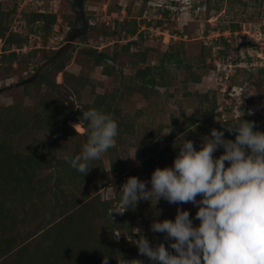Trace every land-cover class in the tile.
I'll use <instances>...</instances> for the list:
<instances>
[{
    "label": "rangeland",
    "instance_id": "rangeland-1",
    "mask_svg": "<svg viewBox=\"0 0 264 264\" xmlns=\"http://www.w3.org/2000/svg\"><path fill=\"white\" fill-rule=\"evenodd\" d=\"M14 1L0 0L2 9L9 11ZM69 1L18 0L16 12L9 17V23L6 21L9 31L0 39V134L2 141L7 142L3 144L13 147L16 153L35 154V144L55 139L47 130L46 122L51 123L49 120L34 124L31 131L16 136L13 141H9V131L13 120L30 118L29 121L33 123L32 116L37 115V111L33 98L24 93L23 86L38 82L36 79L43 73H51L48 68L55 58L50 56L63 48L72 50L73 59L56 73L55 84L64 82L63 73L88 81L80 99L75 94L68 97L63 91L58 92L69 108L72 120L67 125L74 134L84 133L82 122L80 130L75 131L72 127L86 111L84 105L92 103L97 95L105 92H109L108 96L112 95L114 101L108 99L113 106H118L121 115L131 119L128 134L122 135L120 140L116 139L118 152L107 151L100 158L105 173L110 176V182L98 192L104 200L112 198L116 180L123 175L121 179L124 181L128 172L129 175L134 171L135 177L150 181L152 172L139 177L142 173L141 163L162 149L173 147L188 135V131L194 129L196 124L190 119L196 115L201 101H206L205 113L215 102L216 108L212 113L214 121L218 123L231 121L228 122L231 124L244 111L252 115L264 113V0H84V12L85 9L89 10L93 29L87 28L85 34L81 35L70 34L72 26L63 18L66 15L74 22V12L66 7ZM194 5L196 7L193 9ZM53 11L58 16L49 34L43 36L36 24L28 26L27 18L31 13ZM127 28L136 30V34L127 35ZM9 32L26 37L23 46L6 44ZM128 43L133 44L129 50H125ZM36 48L40 50L35 52L34 57L24 58L26 53ZM86 50L104 51L110 56L116 54L117 61L110 64L117 69L113 76L103 75L102 67L95 65L93 57L81 54ZM13 51L16 59L9 61L6 55ZM141 53L146 55V63L132 65ZM168 53L174 59L161 69V76L169 84L167 88H154L157 95L152 93L154 90L148 89V100L136 93L134 87L130 92L131 86L127 85L126 79L135 77L137 68L160 67L164 55ZM175 57L179 63L174 62ZM158 76V73L155 74L156 79L160 78ZM30 90L33 91V88ZM127 92L131 95L127 96ZM201 121L200 116L198 123ZM181 129L184 131L181 132ZM74 134L65 135L63 141L59 139L56 154L59 161L65 160L66 145L72 151L75 144H83L81 139L73 137ZM62 144L65 145L64 149ZM201 144L202 140L200 147ZM221 150L218 149L214 157H218ZM108 154L113 157L112 164L115 163L117 173L109 172L111 161L107 159ZM160 157L159 168L173 165L165 156L166 159L161 157L160 160ZM120 170L124 173L117 178ZM68 173L63 175V181H67ZM147 188L150 190V183ZM73 195L78 199L80 192ZM164 205L167 206L164 209L170 213L178 207L197 211V207L191 203L164 202ZM153 220L131 216L128 226L115 232L116 241L123 238L130 242L129 236L132 240L139 239L132 229L139 227L144 234L145 225L149 227L146 223ZM146 230L149 231L148 228Z\"/></svg>",
    "mask_w": 264,
    "mask_h": 264
},
{
    "label": "trees",
    "instance_id": "trees-1",
    "mask_svg": "<svg viewBox=\"0 0 264 264\" xmlns=\"http://www.w3.org/2000/svg\"><path fill=\"white\" fill-rule=\"evenodd\" d=\"M144 2H148V0H144ZM17 4L18 0H15L10 10L6 12L2 9L0 2V39L5 32L9 31V24L6 21L8 20L9 23V17L18 8ZM66 7L73 11V0L66 3ZM195 7L196 5L193 6V9ZM88 11V9H85L86 19L91 22ZM57 16L56 11L52 13L33 12L27 18V23L28 26L36 24L38 31L45 36L49 34ZM63 18L70 26L73 25L68 16L63 15ZM92 26L89 24L88 28L93 29ZM126 32L129 36L136 34V30L131 28H127ZM25 42L26 37H21L14 32H9L5 39V43L10 46L16 43L17 46L21 47ZM131 44L133 43H128L124 49L129 50ZM39 50L37 48L32 49L24 55V58L34 57L35 52H39ZM81 54L93 57L95 65L102 67V74L105 76H113V73L117 70L110 65L111 62L117 61L116 54L110 56L104 51L96 52L95 50L81 51ZM6 56L9 61H12V58L16 59L14 51L9 52ZM50 57L55 58L48 68L51 73H43L36 79L38 82L26 83L23 86L24 93L34 100L37 115L32 116L33 123L29 121L30 118L29 120L24 118L19 121L13 120L12 128L9 131V141H13L20 134L31 131L35 127L34 124L38 125L41 120L51 121V123L46 122V125L48 126L47 130L55 136L54 141L42 142L40 145L35 144V154H23L16 153L11 146H6L7 142L2 141V134H0V264H102L104 257H108L109 264H117L118 255L120 254H123L125 260L135 259L141 260L143 264H156L146 256L140 255L134 243L126 242L123 238L116 241L115 232L122 231L127 227V222L131 216L147 217L159 222L165 219L174 221L176 211L170 213L165 210L164 207L167 206L164 205L166 201L163 199L157 203L154 199L151 201L142 199L136 205H131L126 213H113L111 215L112 212L120 211L118 202L122 196L121 187L127 178L134 176L136 172L131 171L129 175L128 172L124 177V181H122L123 175L121 173L124 172L120 170L117 178L122 176L116 180L117 186L109 201L102 199L98 193L110 182V176L105 173L101 159L90 162L92 168L85 176L71 168L66 160L59 161L56 156L58 154L59 139L63 141L65 135L68 137L74 132L67 125V122L72 120L69 117V108L65 106V100L58 95V92L63 91L68 97L75 94L80 99L88 81L80 76L74 77L63 73L64 82L61 85H56L54 76L73 59L72 50L63 48L60 51L53 52ZM136 57L139 58L132 62V65L146 63L147 57L143 53ZM173 59V55L168 53L164 55L160 67L137 68L135 77L126 79L127 85L131 86L129 91L131 92L132 87H134L136 93L148 100L150 97L147 93L148 89L154 90L152 93L157 95L158 93L154 88H167L169 84L161 76V69L164 68V64L170 63ZM174 62L179 63L180 61L175 57ZM259 70L263 73L262 68ZM157 73L159 79L155 78ZM31 88H33V91L30 90ZM108 94L109 92H105L103 95H97L94 101L85 104L84 108L86 111L97 109L109 114L118 124L119 135L116 139L120 140L122 135L128 134V129L132 126L131 119L127 115H121L118 106L115 104L114 107L108 99L110 98L113 102L114 98L112 95L108 96ZM128 95L131 94L127 92ZM205 102H200L196 115L194 114V117L190 119L193 124H196L193 127L194 129L188 131V135L178 140L175 145H172L173 147L169 146L167 149H162L158 154L156 153L143 161L140 165L142 173L139 174V177H142V174L153 172L159 167L161 161L158 158L161 155L163 159L166 157L173 162L175 156L178 155L183 139L192 140L197 151L200 150L201 140L204 137H210V130L213 128L225 131V139L235 140V135L229 134L225 130V125H228L229 121H219L220 123L214 121L212 112L216 108L215 102L210 104L206 113L204 111ZM240 110L242 111L241 108ZM200 116L202 121L198 123ZM240 116L245 121L255 122L256 128L253 129L254 131L264 132V113L252 115L244 111ZM239 118L234 119L233 123ZM80 122H82L84 128L87 127V122ZM261 125L262 128L260 129ZM182 131L184 130L181 129ZM73 137L81 139L83 144L87 140L85 132L82 134L75 133ZM79 144H75L72 151H70V148L67 149V145L66 148L65 145L62 144V146H64L63 149L65 148L66 155L74 157L82 151L81 146L83 144L80 142ZM108 151L118 152L116 147ZM221 154H223V149ZM106 156L111 161L109 172L117 173L115 163L112 164L113 157L110 154ZM120 164L123 165V163ZM46 171L49 172L44 176L43 174ZM67 171L69 176L67 181H63V175ZM77 192H80V197L75 199L73 193L76 194ZM69 196L72 198L68 199ZM197 197L201 198L200 196ZM73 198L74 200H72ZM111 201L115 204L112 205ZM186 211L190 213L193 225L199 226L200 221L195 219L197 211L187 209ZM146 224L149 227L145 225L144 235L150 244L155 246L158 243H164L168 251L175 254L174 250L169 247V244L174 241L165 240V234L151 232V223ZM147 228L149 231L146 230Z\"/></svg>",
    "mask_w": 264,
    "mask_h": 264
},
{
    "label": "clouds",
    "instance_id": "clouds-1",
    "mask_svg": "<svg viewBox=\"0 0 264 264\" xmlns=\"http://www.w3.org/2000/svg\"><path fill=\"white\" fill-rule=\"evenodd\" d=\"M241 117L225 125V130L235 135L234 141L224 138L225 131L213 128L210 137L203 138L199 151L192 140L183 139L173 165L157 167L150 181L127 178L118 202L122 211L111 215L123 214L142 199L191 203L198 209L195 219L200 221L199 226H194L190 213L179 207L174 221L151 223V232L174 241L169 247L175 254L164 243L152 246L139 227L132 229L139 239H128L140 255L156 264H264V132L254 131L255 122ZM80 121L87 122L83 129L87 140L80 154L64 158L85 176L92 168L91 161L116 146L119 131L118 124L101 110L84 111ZM80 121L72 125L75 131ZM220 148L223 154L215 158ZM118 256L117 264H143L141 260H125L123 254ZM102 264H109L108 257Z\"/></svg>",
    "mask_w": 264,
    "mask_h": 264
},
{
    "label": "water",
    "instance_id": "water-1",
    "mask_svg": "<svg viewBox=\"0 0 264 264\" xmlns=\"http://www.w3.org/2000/svg\"><path fill=\"white\" fill-rule=\"evenodd\" d=\"M74 22L72 31H78V35L85 34L88 28V22L84 12V0H73Z\"/></svg>",
    "mask_w": 264,
    "mask_h": 264
},
{
    "label": "flooded vegetation",
    "instance_id": "flooded-vegetation-1",
    "mask_svg": "<svg viewBox=\"0 0 264 264\" xmlns=\"http://www.w3.org/2000/svg\"><path fill=\"white\" fill-rule=\"evenodd\" d=\"M71 33H75V34L77 35V34H78V31H72V30H71V31H70V34H71Z\"/></svg>",
    "mask_w": 264,
    "mask_h": 264
},
{
    "label": "built area",
    "instance_id": "built-area-1",
    "mask_svg": "<svg viewBox=\"0 0 264 264\" xmlns=\"http://www.w3.org/2000/svg\"><path fill=\"white\" fill-rule=\"evenodd\" d=\"M90 24H91V22H90Z\"/></svg>",
    "mask_w": 264,
    "mask_h": 264
},
{
    "label": "crops",
    "instance_id": "crops-1",
    "mask_svg": "<svg viewBox=\"0 0 264 264\" xmlns=\"http://www.w3.org/2000/svg\"><path fill=\"white\" fill-rule=\"evenodd\" d=\"M198 198V197H197ZM198 210V209H197Z\"/></svg>",
    "mask_w": 264,
    "mask_h": 264
}]
</instances>
